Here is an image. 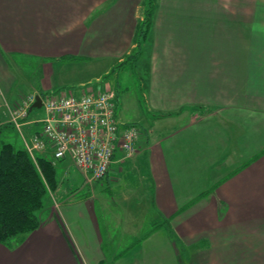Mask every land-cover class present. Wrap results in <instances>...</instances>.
I'll use <instances>...</instances> for the list:
<instances>
[{"label":"crops","instance_id":"0c3cea01","mask_svg":"<svg viewBox=\"0 0 264 264\" xmlns=\"http://www.w3.org/2000/svg\"><path fill=\"white\" fill-rule=\"evenodd\" d=\"M144 3L0 0V135L28 94L104 86L93 79L137 49ZM144 46L160 127L142 128L137 152L101 178L122 196L123 237L107 198L53 197L36 230L0 243V264H264V0H157ZM19 61L40 74L24 94Z\"/></svg>","mask_w":264,"mask_h":264},{"label":"built area","instance_id":"2783aa9c","mask_svg":"<svg viewBox=\"0 0 264 264\" xmlns=\"http://www.w3.org/2000/svg\"><path fill=\"white\" fill-rule=\"evenodd\" d=\"M38 96L45 115L28 122ZM117 110L118 91L106 82L98 88L31 93L22 97L11 113L34 159L38 152L50 149L54 160L69 157L89 181H94L103 178L114 161L126 160L138 149L142 127L121 121ZM26 123L39 127L29 138L24 133Z\"/></svg>","mask_w":264,"mask_h":264},{"label":"rangeland","instance_id":"374dc122","mask_svg":"<svg viewBox=\"0 0 264 264\" xmlns=\"http://www.w3.org/2000/svg\"><path fill=\"white\" fill-rule=\"evenodd\" d=\"M147 65V50L144 46L143 52L138 59H132L126 62L122 66L116 67L115 71H110L102 75L100 79H93L92 83L96 86L103 84V82H109L113 88H115L119 94L120 99L118 101V118L124 122H133L144 130H156L158 131L160 126L153 127L154 117L152 112H149V107L145 97L146 87L143 84V77L145 76ZM117 66V65H116ZM38 68L30 69V65L26 61H19V70L17 77V84L15 92L24 94L37 86L40 83V74ZM105 70L102 65L91 67L88 71L92 74ZM99 74V73H98ZM98 76V75H97ZM92 85V84H91ZM43 94H45L43 92ZM29 118H40L45 115V109L43 106L34 107L30 113ZM29 136V134H27ZM11 142L15 147H24V138L22 133L14 125L6 124L3 128V134L0 135V145L2 142ZM52 156V155H50ZM57 167L58 175V187L55 191L50 190L48 194L44 196L45 205L50 204L53 197L57 200L64 199V196H78L86 194L91 190L93 194L98 195L99 198H107L110 202V210L121 215V219L124 223L119 224L115 220L111 223L113 233H121L123 237V231H126L125 226L127 217L124 216V202L120 200L119 194L112 193L108 188L105 189V180L98 179L89 181L84 173H82L74 164L72 159L65 158L62 160H54L53 157L49 158ZM52 192V193H50ZM114 194V197H110ZM150 211V210H149ZM146 221V225L149 226L153 220L149 214L142 212L135 221L141 222V219Z\"/></svg>","mask_w":264,"mask_h":264},{"label":"trees","instance_id":"16d2710c","mask_svg":"<svg viewBox=\"0 0 264 264\" xmlns=\"http://www.w3.org/2000/svg\"><path fill=\"white\" fill-rule=\"evenodd\" d=\"M157 0H145L143 18L139 23L137 49L116 67L138 59L149 37ZM119 97V92H118ZM2 130V126L0 127ZM56 165L47 157L35 159L26 148H17L11 142L0 145V243L20 242L41 221L44 196L58 187Z\"/></svg>","mask_w":264,"mask_h":264},{"label":"water","instance_id":"95a60500","mask_svg":"<svg viewBox=\"0 0 264 264\" xmlns=\"http://www.w3.org/2000/svg\"><path fill=\"white\" fill-rule=\"evenodd\" d=\"M41 106H42V99L40 96H38L36 102L33 104V107H41Z\"/></svg>","mask_w":264,"mask_h":264}]
</instances>
